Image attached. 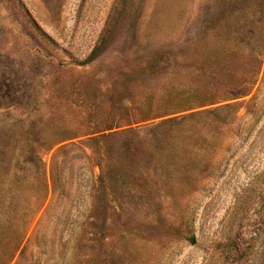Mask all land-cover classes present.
I'll return each mask as SVG.
<instances>
[{"label": "rangeland", "instance_id": "1", "mask_svg": "<svg viewBox=\"0 0 264 264\" xmlns=\"http://www.w3.org/2000/svg\"><path fill=\"white\" fill-rule=\"evenodd\" d=\"M0 264H264V0H0Z\"/></svg>", "mask_w": 264, "mask_h": 264}, {"label": "trees", "instance_id": "2", "mask_svg": "<svg viewBox=\"0 0 264 264\" xmlns=\"http://www.w3.org/2000/svg\"><path fill=\"white\" fill-rule=\"evenodd\" d=\"M230 89H232V88H228V90H230ZM237 91V90H236ZM235 91V97L234 98H236V97H238L239 95H240V93H238V92H236ZM108 130H111L110 128L108 129ZM106 130H103V131H101L102 133H103V135L101 136V138H107V137H114V136H117V135H119V134H121V135H125L127 132H131V130H128V131H123V132H120V133H116V132H113V133H108V134H104V132H105ZM116 134V135H115ZM124 140H126L127 142H128V144H130V145H132V143H133V140H130V139H128V138H124Z\"/></svg>", "mask_w": 264, "mask_h": 264}]
</instances>
